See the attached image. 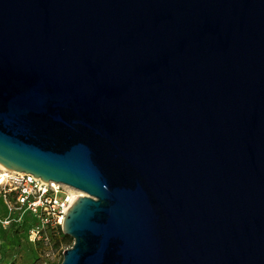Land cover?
I'll return each mask as SVG.
<instances>
[{
	"label": "water",
	"instance_id": "1",
	"mask_svg": "<svg viewBox=\"0 0 264 264\" xmlns=\"http://www.w3.org/2000/svg\"><path fill=\"white\" fill-rule=\"evenodd\" d=\"M0 163L61 264H264V0H0Z\"/></svg>",
	"mask_w": 264,
	"mask_h": 264
},
{
	"label": "built area",
	"instance_id": "2",
	"mask_svg": "<svg viewBox=\"0 0 264 264\" xmlns=\"http://www.w3.org/2000/svg\"><path fill=\"white\" fill-rule=\"evenodd\" d=\"M79 194V190L67 184L43 181L31 173L0 165V196L8 209L7 215H0V264H9L2 260V230L8 229L14 222H22L25 215L30 214L33 217L28 230L31 241L56 236L60 230L63 231L66 212L81 196ZM13 212L18 216H12Z\"/></svg>",
	"mask_w": 264,
	"mask_h": 264
},
{
	"label": "rangeland",
	"instance_id": "3",
	"mask_svg": "<svg viewBox=\"0 0 264 264\" xmlns=\"http://www.w3.org/2000/svg\"><path fill=\"white\" fill-rule=\"evenodd\" d=\"M0 214H8V209L1 196ZM12 216L17 217L18 214L13 212ZM32 223L33 217L26 214L22 222H14L8 229L4 243L8 247L7 261L10 264H58L64 250L71 247L73 243L69 245L63 242L56 246L52 237L47 240L42 238L33 242L28 237V230Z\"/></svg>",
	"mask_w": 264,
	"mask_h": 264
},
{
	"label": "trees",
	"instance_id": "4",
	"mask_svg": "<svg viewBox=\"0 0 264 264\" xmlns=\"http://www.w3.org/2000/svg\"><path fill=\"white\" fill-rule=\"evenodd\" d=\"M10 227L8 229H10ZM8 229L2 230V232H1V253H2L3 260L4 259L8 260V257L6 256L7 252H8V247L4 244L5 243V237H7V235H5V234L7 233ZM52 238L55 241L56 246H59L63 242H65L69 245H72V243H73V239L70 236L64 234V232L62 230L59 231L58 235L52 236ZM62 260H63V255L61 256L58 264H61Z\"/></svg>",
	"mask_w": 264,
	"mask_h": 264
},
{
	"label": "bare ground",
	"instance_id": "5",
	"mask_svg": "<svg viewBox=\"0 0 264 264\" xmlns=\"http://www.w3.org/2000/svg\"><path fill=\"white\" fill-rule=\"evenodd\" d=\"M0 165L2 166V167H6V166H4V165H2L1 163H0ZM79 195H84L85 193H83L82 191H79Z\"/></svg>",
	"mask_w": 264,
	"mask_h": 264
},
{
	"label": "crops",
	"instance_id": "6",
	"mask_svg": "<svg viewBox=\"0 0 264 264\" xmlns=\"http://www.w3.org/2000/svg\"><path fill=\"white\" fill-rule=\"evenodd\" d=\"M1 199H2V197H1ZM1 215V214H0ZM1 216H3V215H1ZM5 255V254H4ZM7 258V257H6ZM3 260V259H2ZM3 262H6V263H9L7 260L5 261V259L3 260ZM10 264V263H9ZM17 264V263H16Z\"/></svg>",
	"mask_w": 264,
	"mask_h": 264
}]
</instances>
